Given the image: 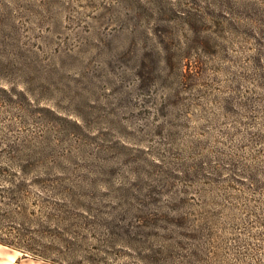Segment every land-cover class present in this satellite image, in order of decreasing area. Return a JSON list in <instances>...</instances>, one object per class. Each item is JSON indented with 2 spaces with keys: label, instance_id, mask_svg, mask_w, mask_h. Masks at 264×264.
Here are the masks:
<instances>
[{
  "label": "rangeland",
  "instance_id": "rangeland-1",
  "mask_svg": "<svg viewBox=\"0 0 264 264\" xmlns=\"http://www.w3.org/2000/svg\"><path fill=\"white\" fill-rule=\"evenodd\" d=\"M11 156L48 178L29 210L72 218L7 226L50 261L0 264H203L184 217L208 264H264V0H0Z\"/></svg>",
  "mask_w": 264,
  "mask_h": 264
},
{
  "label": "trees",
  "instance_id": "trees-1",
  "mask_svg": "<svg viewBox=\"0 0 264 264\" xmlns=\"http://www.w3.org/2000/svg\"><path fill=\"white\" fill-rule=\"evenodd\" d=\"M19 161V159L12 156L0 158V231L6 229L7 226H19L17 228L24 227L26 230L31 229V227H38L42 228L43 231H49L51 225L56 221H60L57 225H61L64 221L71 220L72 217L67 216V214L57 215L55 213H42L41 215H44L45 218L43 219V217L36 215V212L29 210L30 199L23 193L25 187L29 185H43V183L48 181V178L45 180L39 174L32 177L28 172L32 165ZM25 168H28V170ZM250 178L252 180L251 183L254 184L253 181H255V179L252 177ZM256 181L258 183V190H254L264 195V182L261 180ZM259 223L264 224V221H260ZM180 225L189 230L190 233H194L189 237L190 239L195 241L206 240L203 246L198 244L196 248H190L194 250L192 258H194L195 262L198 260L200 261L199 263L208 264L210 249H207L206 246H212L211 241L214 238V229L210 225V222L205 221L202 223L184 217ZM19 230L20 233L14 236H4V234H0V245L22 252L24 255L29 254L45 261H50L44 252L38 250L42 239L33 236L31 233L23 232L21 229ZM130 232V230L125 231L122 229L119 232H115V235H117V233L123 235ZM140 233L141 232H136L138 235H140ZM148 236L150 235L148 234ZM136 239L140 240L138 236ZM218 256L219 254H217V257ZM240 260L243 261L241 258Z\"/></svg>",
  "mask_w": 264,
  "mask_h": 264
}]
</instances>
